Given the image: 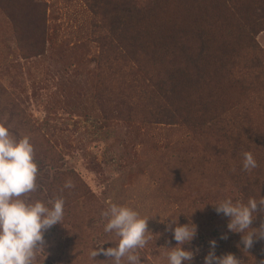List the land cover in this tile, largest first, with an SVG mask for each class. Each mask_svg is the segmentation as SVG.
<instances>
[{
	"label": "rangeland",
	"instance_id": "obj_1",
	"mask_svg": "<svg viewBox=\"0 0 264 264\" xmlns=\"http://www.w3.org/2000/svg\"><path fill=\"white\" fill-rule=\"evenodd\" d=\"M0 1V124L33 145L37 188L25 198L49 207L65 201L62 225L45 233L41 262L112 264L89 253L118 239L104 232L101 216L113 203L149 219L142 264H167L164 246L177 242L160 221L177 217L197 226L185 248L200 264L213 239L218 256L264 260V240L243 251L241 234L229 232L228 218L211 205L264 196V23L243 16L198 25L207 38L200 50L191 10L214 0H161L168 9L184 2L186 13L162 20L157 9L124 25L111 23L103 6L93 12L88 0H44L48 40L30 50L17 32L32 26ZM250 2V11L259 4L237 3ZM110 28L120 30L119 45L104 39ZM246 151L258 165L251 171L243 170ZM262 220L258 213L251 226Z\"/></svg>",
	"mask_w": 264,
	"mask_h": 264
},
{
	"label": "clouds",
	"instance_id": "obj_2",
	"mask_svg": "<svg viewBox=\"0 0 264 264\" xmlns=\"http://www.w3.org/2000/svg\"><path fill=\"white\" fill-rule=\"evenodd\" d=\"M257 166L253 154L244 152L243 170L251 171ZM37 174L38 165L29 137L17 139L0 124V264H43L45 259L41 262L38 257L41 253L48 255L45 233L57 224L62 225L65 204L62 197L50 201V207L41 200L25 198L36 190ZM73 186L71 180L64 184L65 188ZM211 205L218 215L228 218L229 232L241 234L243 251L250 249L257 240H264V220L258 228L251 226L258 213L264 217V196L250 197L247 203L226 198ZM101 216L107 218L104 232L113 233L118 239L112 247H103L112 241L95 245L89 253L90 259L112 264H142L138 250L145 248L151 239L149 219L142 218L130 207L115 203L102 211ZM160 222L165 224V231L173 233L177 242L174 247L164 246L167 264H192L196 253L185 245H191L197 235V226L191 221L181 225L178 217ZM220 238L227 239V234ZM216 247L217 241L210 240L204 264H242L231 252L218 256ZM101 254L107 259L96 260ZM260 264H264V260Z\"/></svg>",
	"mask_w": 264,
	"mask_h": 264
},
{
	"label": "trees",
	"instance_id": "obj_3",
	"mask_svg": "<svg viewBox=\"0 0 264 264\" xmlns=\"http://www.w3.org/2000/svg\"><path fill=\"white\" fill-rule=\"evenodd\" d=\"M214 1L215 5L212 7L198 5L196 6L195 10H191L193 13H195L193 15L197 17L195 23H191L194 27L193 30L190 29L192 33L191 35L194 39L200 40V50L205 49L204 46L207 42V38L204 37L203 30L201 28H197L198 25H217L221 24L223 18L241 19L243 16L250 24L251 18H256L255 20H259L260 22L264 23V0H257L259 1V4H257L256 7H254L251 11L249 5L252 2H250L247 6L242 7L237 3L241 0ZM88 2L89 7L93 12L95 10L100 11L97 6H103L101 12L103 14L106 13L105 15H108L111 23L116 22L117 24L119 23L123 25L127 24L128 22L137 23L143 18L154 14L157 9L162 20H169L170 17H176L177 14H180L181 12L186 13L183 8L184 2H179V4L175 5L172 9H168L160 4L161 0H88ZM0 5H2L1 1ZM1 7L11 11L17 8L20 13V17L17 18L19 23L24 22L32 26L30 31L17 32V35L19 34L18 41L21 42V44L27 46L30 50L44 46L45 42L48 40V27L46 24L47 16L45 12L47 5L44 0H5V5ZM236 10L237 12H235ZM250 12L254 13V16L250 14ZM9 18L12 23L15 22L12 15H10ZM104 39L114 41L119 45L120 39H122L120 30L115 32L112 30V28H110L108 36ZM36 53L37 52H34L33 54ZM158 84L159 83L155 84V86L157 87ZM161 87L165 86L163 85ZM220 91L221 90L218 92ZM43 264L51 263L49 261H44ZM192 264L200 263L193 260Z\"/></svg>",
	"mask_w": 264,
	"mask_h": 264
}]
</instances>
